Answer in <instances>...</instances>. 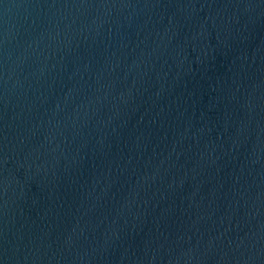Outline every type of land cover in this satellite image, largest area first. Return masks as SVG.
<instances>
[{
	"label": "water",
	"instance_id": "obj_1",
	"mask_svg": "<svg viewBox=\"0 0 264 264\" xmlns=\"http://www.w3.org/2000/svg\"><path fill=\"white\" fill-rule=\"evenodd\" d=\"M0 264H264V0H0Z\"/></svg>",
	"mask_w": 264,
	"mask_h": 264
}]
</instances>
